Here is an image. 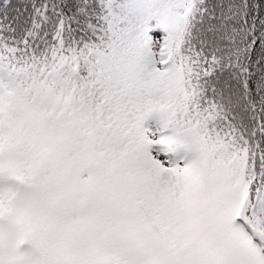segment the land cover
<instances>
[{
  "label": "snow or ice",
  "instance_id": "1",
  "mask_svg": "<svg viewBox=\"0 0 264 264\" xmlns=\"http://www.w3.org/2000/svg\"><path fill=\"white\" fill-rule=\"evenodd\" d=\"M0 264H264V0H0Z\"/></svg>",
  "mask_w": 264,
  "mask_h": 264
}]
</instances>
